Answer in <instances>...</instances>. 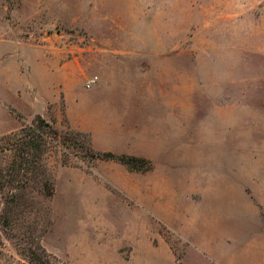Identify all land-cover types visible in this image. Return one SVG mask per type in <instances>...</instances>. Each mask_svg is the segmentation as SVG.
Wrapping results in <instances>:
<instances>
[{
    "label": "rangeland",
    "instance_id": "rangeland-1",
    "mask_svg": "<svg viewBox=\"0 0 264 264\" xmlns=\"http://www.w3.org/2000/svg\"><path fill=\"white\" fill-rule=\"evenodd\" d=\"M215 7L0 0L2 209L15 207L18 186L7 180L2 138L37 115L87 133L99 152L150 161L138 170L48 156L53 193L19 188L11 217L17 235L40 238L55 264H163L166 243L183 264V229L163 219L207 218L224 185L249 216L252 201L264 213V0ZM0 236L9 255L25 258L1 221Z\"/></svg>",
    "mask_w": 264,
    "mask_h": 264
},
{
    "label": "trees",
    "instance_id": "trees-1",
    "mask_svg": "<svg viewBox=\"0 0 264 264\" xmlns=\"http://www.w3.org/2000/svg\"><path fill=\"white\" fill-rule=\"evenodd\" d=\"M2 140H8L3 147L4 154L9 157L8 181L16 186L12 191L13 208H3L1 203L0 190V221L3 232L11 237H17L18 249L25 258L16 259L5 251L4 242L0 236V264H55L54 258L42 245L40 238L32 235L22 234L23 237L15 232L18 224V217H11L21 203L22 194L17 190L28 189L36 186L47 190L51 195L53 190L50 188V169L48 156L54 153L62 157V163L66 165H77L76 161H93L97 158L105 160H117L127 164L130 168L147 170L148 167L139 166L138 162L149 163L147 159L138 158L132 155H118L111 151L99 152L94 149L90 137L87 133L77 131L72 128L60 130L54 124L37 115L30 124L22 125L17 131L4 135ZM4 186L0 184L1 187ZM20 188V189H19Z\"/></svg>",
    "mask_w": 264,
    "mask_h": 264
},
{
    "label": "crops",
    "instance_id": "crops-1",
    "mask_svg": "<svg viewBox=\"0 0 264 264\" xmlns=\"http://www.w3.org/2000/svg\"><path fill=\"white\" fill-rule=\"evenodd\" d=\"M236 1L216 0L215 9L224 7L233 10ZM198 6L200 10V3ZM213 10L210 11V14L213 13ZM158 59L162 63L169 60L168 57H158ZM175 59L179 60L178 57ZM220 192L222 194L217 196L219 203L215 201L212 203L213 206L208 211L207 218L185 222V220L181 221L180 215H177L163 219L164 223L169 226L176 227L175 224H177L179 232L180 228L183 229L180 235L187 243L183 264H187L189 258L197 260L198 264H264V213L261 212L262 206L252 201L254 213L249 216L248 211L243 206L236 205L234 199L231 198L232 187L224 185ZM246 206L248 207V204ZM258 209L260 213L257 212ZM165 248L167 258L162 259V263L176 264L174 249L168 243ZM157 250L158 248H149V252Z\"/></svg>",
    "mask_w": 264,
    "mask_h": 264
},
{
    "label": "built area",
    "instance_id": "built-area-1",
    "mask_svg": "<svg viewBox=\"0 0 264 264\" xmlns=\"http://www.w3.org/2000/svg\"><path fill=\"white\" fill-rule=\"evenodd\" d=\"M97 77L93 78L90 83H88V87H91V84L96 82Z\"/></svg>",
    "mask_w": 264,
    "mask_h": 264
}]
</instances>
